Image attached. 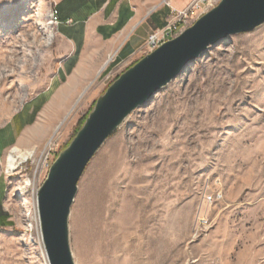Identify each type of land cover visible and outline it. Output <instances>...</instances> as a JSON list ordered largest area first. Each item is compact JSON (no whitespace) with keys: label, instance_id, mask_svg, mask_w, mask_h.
Here are the masks:
<instances>
[{"label":"rangeland","instance_id":"1","mask_svg":"<svg viewBox=\"0 0 264 264\" xmlns=\"http://www.w3.org/2000/svg\"><path fill=\"white\" fill-rule=\"evenodd\" d=\"M190 2L148 0L144 42L126 60L103 46L66 67L60 0H0V129L33 125L0 132V264H47L34 199L50 166L151 53L145 18L168 23ZM21 138L34 154L9 171L5 150ZM87 166L70 216L76 264H264V24L209 46Z\"/></svg>","mask_w":264,"mask_h":264},{"label":"water","instance_id":"2","mask_svg":"<svg viewBox=\"0 0 264 264\" xmlns=\"http://www.w3.org/2000/svg\"><path fill=\"white\" fill-rule=\"evenodd\" d=\"M262 24L264 0H222L193 26L120 75L97 100L84 127L50 166L37 193L42 245L49 264H76L69 230L79 183L87 165L128 116L152 101L209 46Z\"/></svg>","mask_w":264,"mask_h":264},{"label":"crops","instance_id":"3","mask_svg":"<svg viewBox=\"0 0 264 264\" xmlns=\"http://www.w3.org/2000/svg\"><path fill=\"white\" fill-rule=\"evenodd\" d=\"M147 1L60 0V15L64 22L60 26L59 38L63 46L61 51L66 53L65 66L68 62L71 63L68 66H71L78 57L80 58L88 51L87 49L96 47L104 46L108 51L113 50L119 61L133 56L145 39L140 30L143 27L137 26L143 23L145 8L148 6ZM152 14L154 13L145 18L146 24L153 25L156 30L166 26L167 23L164 24L161 21L158 13ZM70 20L72 22L68 23ZM62 27H65L69 33H63ZM14 124L0 129V132H7ZM25 124L21 126L23 128L15 124L18 135L24 132L25 128L33 126H30L28 122ZM26 142L21 138L20 141H16L17 145L12 144V147H7L6 156L14 147L22 150V147L31 145Z\"/></svg>","mask_w":264,"mask_h":264},{"label":"built area","instance_id":"4","mask_svg":"<svg viewBox=\"0 0 264 264\" xmlns=\"http://www.w3.org/2000/svg\"><path fill=\"white\" fill-rule=\"evenodd\" d=\"M214 0H192L191 3L183 10L173 8L171 14L173 15V21H169L165 27L153 31L147 41L146 47L151 52L155 51L162 46L165 42L171 41L178 35H180L186 28V25L190 18L200 19L202 15L208 13L214 6ZM54 21H58L57 13L53 14ZM52 18V16H51ZM71 23V22H70ZM183 24V28H182ZM208 202L213 203V196L208 197ZM212 226L209 219L201 218L199 222V230H208Z\"/></svg>","mask_w":264,"mask_h":264},{"label":"bare ground","instance_id":"5","mask_svg":"<svg viewBox=\"0 0 264 264\" xmlns=\"http://www.w3.org/2000/svg\"><path fill=\"white\" fill-rule=\"evenodd\" d=\"M54 37L53 32L50 33V39H52ZM262 63V62H261ZM260 66V65H259ZM34 152H28V151H22L20 148L18 147H14L11 149V151L8 153L7 158V165H8V169L9 171L15 170L17 168V166L20 164V162L22 161H26L27 159H30L33 156ZM29 184V183H27ZM24 205L27 206L29 205V202L26 200V202H24ZM34 205H35V211H36V216H37V225H38V232H39V238H40V242L41 245L43 244L42 241V234H41V229H40V221H39V216H38V206L37 205V196L34 199ZM43 248V252H44V257L46 260V263L49 264L48 259H47V255L44 249V245H42Z\"/></svg>","mask_w":264,"mask_h":264}]
</instances>
